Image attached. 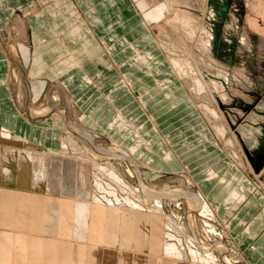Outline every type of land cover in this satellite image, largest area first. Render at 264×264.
Returning <instances> with one entry per match:
<instances>
[{
  "label": "rangeland",
  "instance_id": "obj_1",
  "mask_svg": "<svg viewBox=\"0 0 264 264\" xmlns=\"http://www.w3.org/2000/svg\"><path fill=\"white\" fill-rule=\"evenodd\" d=\"M90 1L92 0H75L77 5L83 6L86 2H89L88 5L91 7H101L104 0H95V2L92 3ZM111 1L116 0H106L103 6ZM220 1L222 3L218 0H180L178 4H171L170 0H163L162 2L170 7L169 10L172 6L174 7L177 5L175 7V9L179 8L177 11L181 10L179 11L181 13L189 11L194 13L202 21L206 16H204L201 7H203V3L207 2V6L213 11L218 12V15L225 21V24H218L216 21L211 20L210 14L207 16L206 26L211 32L215 33L216 41H212V43L214 42V46L211 54L207 53V55L204 54L203 56L206 61H210V59L214 61L206 66L208 72L205 70L212 78L214 75L212 76L211 72H217L218 69L220 71L230 70L229 74L231 75L233 71H236L244 73V75L258 87L257 90L250 92L244 90V88L238 86L236 83L233 85L227 84L221 77L220 80L216 79L218 83L222 82L225 84L226 93L230 98V102H224L216 92H214V98L219 105H217L218 109L221 110L220 112L225 116L224 119L225 122L227 121L229 134L235 136L239 143V148L236 150L244 166L241 165V163L238 164L237 159H234L228 150V148H232L227 142L229 135L218 136L215 133L212 124H210L199 109L201 104L199 101L192 98V91L187 89L181 77L176 74L174 66L170 62L167 54L164 53V49L160 46V42L166 39L164 34L170 30V26L166 22V17H163L164 14L159 16L160 18H157V14L151 15V7L150 9L148 8V10L137 0H132L147 27L143 25V28L138 31L133 29L130 32H126L124 37L116 40L119 45L109 51L114 54L120 49L133 46L137 54L141 52L148 56L147 48L154 39L157 43V50L154 52L151 50V74L140 72L132 77L133 80H136L135 83L137 84V88L134 92L123 85L121 91L118 89L117 95L114 92L116 85L115 79L109 78V82L105 83L102 88L101 97L99 96L100 99H109V102L107 101L109 110L106 112L104 111L103 107L105 108L106 105H104L103 99L99 102L92 101V105H87L89 107L87 110L88 113L95 109L97 113L103 114L101 118L105 122L104 124L108 123V126L106 131L102 132L95 131V133H93V131L82 124L84 120L83 114L76 106L74 108L73 105L69 104L64 93H62V95L60 94V96L54 95V97L50 99L49 105L42 103L41 107L30 105L31 102L28 100L26 88L30 87L29 80H31V78H29V74H31V70L28 69L27 71L22 67V63L18 58V49L14 45L18 39L24 41L23 39L27 36V32L19 31L14 25H12V29L4 30L3 35L0 32V50L6 53L8 59V62L4 60L8 63L7 67V64L2 60L4 58L3 54H0V89L3 91V87H5L4 83L7 78L6 70L10 69L13 75V81L11 78L9 79V89L14 91V95L18 97L21 91L20 89L22 88L24 94H22L23 100L21 101V105H24L27 101L25 106L28 107L27 105H30V109L22 106V113L19 116L17 114L19 110H16L19 108L18 105H11L9 103L4 105L6 101L4 102L2 99H4L5 96H2L0 99V102H3V104L0 105V126L11 130V132L17 135L16 137H18L21 142H27L35 146H43L45 144V153L61 151V153L57 152V155H51V157L49 156L46 158L49 163L50 176L53 178L52 187H48L46 183H41L42 181L40 182V179L32 175L33 172L31 168L29 171V178L25 179L28 185H30L29 189L20 186H12L7 189V186L1 184L0 189L10 192L18 191L35 196V199L41 203V206L44 205L43 208L46 214L54 219L56 225H58L56 218L59 216V213L65 214L67 218L69 217L68 220L72 225V223L74 224L73 214L68 210L66 205L61 204L62 201L65 202L70 197L67 196L68 194L64 195V192L57 190L59 188H57L56 178L58 176L66 179L67 175V177L70 178L76 173L79 174L90 189L93 188L91 191L95 193H93V196L96 202L107 208L119 210L121 216L131 220L136 227L140 228L148 236H154L160 240L162 239L161 241L164 243L174 245L179 251L181 250L184 254L181 257L182 264H195L191 253L192 250L202 255V257L214 255L213 257L215 260L213 261L217 264H264V221L254 220L253 213L256 211L254 202L243 204V202L236 203L233 200L236 213L230 222H225L221 219L233 205L229 206L213 203V206L210 202L213 197L211 196L212 199L209 198V201L205 194L208 193L209 195L211 193L209 187H214L213 196L216 198V201H220L219 203L226 202V194L230 191L227 188L229 187L228 183H217V181L206 183L209 180L202 181L200 176H197L198 170L200 172L203 171L202 169L207 171L211 167L220 170L219 172L221 174H229L227 170L229 166H227L226 163L208 165V162L210 163L214 160L218 162L221 158L224 159L221 163H223L225 159L228 160L225 158V155L220 154L221 149L226 152L232 162L245 173V175L242 174L243 180L237 190L242 192L246 186L252 182L257 190H260L259 194H264V169L262 170L264 167V160L258 162L256 168L254 167L253 169L250 167V163L248 162L249 159L244 152V147L249 149L256 162L261 158L257 156L258 153L261 155L264 153V150H262L264 147V130L262 132L260 130L261 127H264V0ZM33 4L34 2L27 6L28 10H31V5ZM87 11L89 12L90 10ZM244 12L248 13L247 19ZM148 13L156 17L152 18ZM252 14L254 16H256L255 14H261V18H254L255 20L250 22L248 20L251 19ZM42 16L43 13L39 12L37 8L34 11L32 9V12H28L26 18L32 23L34 18ZM91 17L96 23L95 19L98 17ZM232 18H234L236 24L235 22L234 24L231 22ZM25 22L27 25L26 20ZM43 22H45V18ZM35 24L39 25L38 23ZM96 25L97 28H99L97 32L101 37H106L115 30L112 25L108 28L99 27L100 25L97 23ZM146 29L151 32L149 31L148 33ZM3 37L6 43H4ZM246 42L248 43L246 44ZM10 44L13 46H10ZM125 52L130 55L128 51ZM194 53L195 59L199 61L201 59L200 50ZM178 54H180V52H176L172 56L178 61H183L184 55L181 53V57ZM129 55L125 56L128 57ZM163 55H165L168 63L172 67V70H169V72L165 71L162 73L166 69L163 64L167 63L162 61ZM188 62L190 64H195L193 60L188 59ZM210 64H212L213 68ZM243 64L246 65L247 68H243ZM209 70H211V72H209ZM16 80L18 84L15 83ZM32 86L33 85H31L30 88H32ZM57 88L62 91L58 85ZM201 94L205 97V92ZM55 98L57 101L54 100ZM6 100L9 101L8 98ZM203 101L207 102L205 99H203ZM115 102H117L118 105H116ZM114 105L120 107V111L124 116V122L120 120V128L119 124L114 126L113 123H110L112 118L118 121V117L115 115L116 110L114 109ZM141 105H147L148 108L143 110ZM176 105H184V111H187L186 105H188L187 112H190L193 107L199 110L200 114H202L205 119V123L202 124V127L205 125L206 131L208 132L209 129L207 125L211 126L220 149H218L217 146L213 149L208 146L212 138L200 134L195 135L186 133L183 132V130L180 131V129L171 131L173 137H171L170 143L168 142L169 144L166 143L168 149L162 146L161 139L151 137V125L149 124L151 121V108H155L152 110V113H155L156 118L160 119V108L171 107L172 109L173 106ZM32 110L36 112L40 111L42 114L39 117H42L43 120L49 121L52 119V121L56 123L46 122L43 126H34L37 123H33L27 119V115L31 118L34 117L31 116L34 114ZM17 115L20 119H17ZM79 117H82V120H80ZM24 120L33 126L27 123L24 124ZM76 124L80 125L81 130L75 129ZM194 125L195 124L190 123L189 127H193ZM14 130H17V132H14ZM119 130L122 140L114 141L112 138H117V136H119ZM251 131H253L252 134ZM70 134L74 138V141L71 139ZM254 136L255 138H252ZM82 140L85 142L83 143ZM255 142L256 145L254 144ZM252 145H254L252 148L253 150H251ZM256 146L258 148L260 147V149H254L257 148ZM133 147H135L136 151L132 149ZM153 148L156 153H152ZM89 149L95 151L97 154L99 151L100 153L98 156H95ZM202 149L205 158L198 157L191 159L189 157L193 153L201 154L203 152ZM169 151L170 153H168ZM209 151H213L212 154L209 153L206 155L205 153ZM252 151L255 152L257 158ZM151 153L153 155H151ZM216 153L217 155H215ZM16 155L24 156V152L16 153ZM102 155H104L103 158ZM168 155L171 156V160L169 163H165L166 159H168ZM183 155H186L188 161L192 160L194 165L188 167L181 164L182 168L179 160ZM202 161H204L203 164L195 165V162L198 163ZM56 165L60 166L63 172L57 170ZM104 167L106 170L102 169ZM261 170L262 172L260 174H256ZM54 173L56 177H54ZM112 175L113 177L111 178ZM215 178H217V176ZM238 179L239 176L237 175L236 181ZM76 189H78V187L75 185H72L70 188V193L74 191L73 200L77 199L83 202L81 193ZM166 194L169 196H166ZM174 196H176V198H174ZM151 197L153 198L151 199ZM251 197L254 198L253 195ZM51 199L53 202H50ZM250 201L254 200L252 199ZM158 202L159 204H157ZM204 203L210 204L207 205H209L213 211L211 217H205V215L201 213L202 210H204ZM216 210H218L219 215ZM208 222L214 227L216 235L209 233L210 230L207 228V224L205 225V223ZM250 226L252 229L247 231V228H250ZM58 229L61 230V237L68 238L63 231L65 229H62V227H58ZM85 232L88 233L87 230H85ZM92 237L95 238L94 236ZM94 247L96 248V252L94 251L95 253L90 250H86V252L89 255L91 254L90 256L96 257L98 260L114 264H132L130 259L121 254L119 248H109L98 240H96ZM198 262L207 264L206 261L198 260Z\"/></svg>",
  "mask_w": 264,
  "mask_h": 264
},
{
  "label": "bare ground",
  "instance_id": "obj_2",
  "mask_svg": "<svg viewBox=\"0 0 264 264\" xmlns=\"http://www.w3.org/2000/svg\"><path fill=\"white\" fill-rule=\"evenodd\" d=\"M137 1L146 9H150L151 7V15L157 14V18H160L159 16L164 14L163 17H166V22L170 26V30L164 34L166 39L162 41L159 40L161 41L160 46L164 49V53L167 54L170 62L174 66L176 74L181 77L187 89L192 91V98L199 101L201 104L199 109L210 124H212L215 133L218 136L229 135L227 142L232 148H228V150L231 156L237 159L238 164L241 163V165H243L236 150L239 148V143L235 136L229 134L227 121L225 122L224 114H222V112H220L221 110L217 107L218 104L214 98V92L218 93L226 103L228 101L230 102V98L226 93L225 84L222 82L218 83L216 79L220 80L221 77L227 84L233 85L236 83L238 86L244 88V90L250 92L257 90L258 87L252 83L244 73L236 71H233L231 75L229 74L230 70L220 71L218 69L217 72H211V70H209L211 75L215 77L212 78L207 73L208 71L206 69L208 68L206 66L214 61H211V59L210 61H206L203 56L204 54L207 55V53L211 54L214 46V42L212 43V41H216L215 33L211 32L206 26L207 16L210 14L211 20L217 23L225 24V21L218 15V12L213 11L207 6V2L203 3V7H201L204 16H206L202 21L194 13L189 11L181 13L179 12L181 10L177 11L179 9H175L177 5L174 7L172 6L169 10L170 7L163 3V0ZM170 2L171 4H178L180 0H170ZM151 17L155 18L156 16ZM231 22L234 24V18L231 19ZM198 50H200L201 55L199 61L194 57V52ZM176 52H180V54L182 53L184 55L183 61H178L172 56ZM188 59L193 60L195 64H190ZM210 66L212 67V64H210ZM242 67L247 68L244 64ZM203 92H205V97L201 94ZM203 99L207 102H204ZM54 100L57 101L56 98ZM33 113L36 116H41V112L38 113L33 111ZM75 129L81 130L80 125L76 124ZM71 139L74 141L72 135ZM22 142L14 134L6 132L0 127V184L7 186V189L12 186H20L29 189L30 185H28L25 179L29 178V171L32 168V175L40 179V182L42 181L41 183H46L48 187H52L53 178L50 176L49 163L46 158L49 156L51 157V155H57V152L61 153V151L45 153V148L43 146L37 145V147L30 143ZM22 151L24 152V156L16 155V153L18 154ZM89 151L95 156H98L100 153L99 151L97 154L91 149H89ZM244 151L249 162L251 160L253 161L249 149L244 147ZM103 156L104 155H102V158ZM170 159L171 156L168 155L166 161ZM262 160H264V157L259 158L257 163ZM56 168L63 172L60 166L56 165ZM102 169H105V167ZM263 169L264 167L262 170ZM262 170L259 173H261ZM67 176L66 179L57 176L56 181L57 188H59L57 190L64 192V195L68 194L67 196L70 197L67 201H62L61 204L66 205L68 210L73 214L74 224L72 223V225L68 220L69 217L67 218L63 213H59V216L56 218V221H58V225H56L54 219L46 214L43 208L44 205L41 206V203L35 199V196L18 191L10 192L0 189V264H114L98 260L96 257L90 256L91 254L89 255L86 252V250L96 252V248L94 247L96 240L109 248H119L121 254L130 259L132 264H182L181 257L184 254L181 250L179 251L174 245L164 243L161 241L162 239L160 240L154 236H148L140 228L136 227L131 220L121 216L119 210L107 208L96 202L93 196L94 192L92 193L91 191L93 188L90 189L79 174L75 173V175L70 178ZM54 177H56L55 173ZM112 177L113 175L111 178ZM117 178L120 179L119 177ZM70 184L71 186L75 185L78 187L76 190L81 193L83 202L77 199L73 200L74 191L70 193ZM167 195L168 194H166V196ZM152 198L153 197H151V199ZM174 198H176V196H174ZM50 202H53V200L51 199ZM157 204H159V202ZM207 204H203L204 210H202L201 213L205 215V217H211L213 211L209 206L210 204ZM206 224L208 226L207 228L210 230L209 233L216 235L214 227L209 224V222L205 223V225ZM58 227L65 229L63 231L68 238L61 237V230H59L60 228L58 229ZM85 230H87L88 233H86ZM191 253L195 264H204V262H198V260L206 261L207 264H217L213 261L215 260L213 257L214 255L202 257V255L193 250Z\"/></svg>",
  "mask_w": 264,
  "mask_h": 264
},
{
  "label": "crops",
  "instance_id": "obj_3",
  "mask_svg": "<svg viewBox=\"0 0 264 264\" xmlns=\"http://www.w3.org/2000/svg\"><path fill=\"white\" fill-rule=\"evenodd\" d=\"M105 1L106 0L102 2L101 7H91L88 5L89 2H86L83 6H80L76 4L75 0H0L1 34L3 35L4 30L12 29V25H14V27L19 29L21 32H27V36L23 39L24 41L18 39L14 45L18 49V58L22 63V67L27 71L28 69L31 70V74H29V78H31V80L29 81L30 87L31 85L33 86L32 88H26L28 92V100L31 102L30 105H37L36 107H41V103L49 105L50 99H52L54 95L60 96V94L62 95V93H64L69 101V104L73 105L74 108L76 106L83 114L84 120L82 121V124L93 131V133H95V131H106L108 123L104 124L105 122L101 118L103 114L97 113V110L94 109L92 112L88 113L87 110L89 107L87 105H92V101L99 102L101 99H103L104 105H106L105 108L103 107L104 111L106 112L109 110L107 106V101L109 102V99L99 98V96L101 97L102 95V88L105 83L109 82V78L115 79L116 85L114 92L116 94L118 93V89L119 91L123 89V85H125L130 91L134 92L137 88V84L135 83L136 80H133L132 77L136 76L140 72H147L148 74H151V50L152 52L157 50V43L154 39L151 45L147 48L148 56L147 54L145 55L141 52L137 54L133 46L126 49H120L117 53L112 54L109 50L119 45L116 40L124 37L126 32H130L133 29L138 31L143 28V25L145 27L147 26L144 24L143 18L137 10V7L133 4L132 0L111 1L107 5L103 6ZM218 1L221 2L220 0ZM32 2H34V4L31 5V10H28L27 6H29ZM90 2H95V0ZM37 8L39 12L43 13V16L34 18V21L31 23L26 18V15L28 12H32V9L34 11ZM87 10L90 11L88 12ZM244 13L247 19L248 13ZM255 15L256 16L252 14L251 19L248 21L252 22V20H255L254 18H259L261 16V14ZM91 16L98 17L95 20L96 23L100 25L99 27L108 28L112 25L115 30L109 33L106 37H101L97 32L99 28H97V25ZM42 18L43 20L45 18V22H43ZM24 19L27 21V25ZM35 23H38L39 25H36ZM148 29L146 30L149 33L150 30L148 31ZM2 39L4 43H6L4 37ZM247 43L248 42H246V44ZM10 46L13 45L10 44ZM125 51H128L130 55ZM0 54H3L4 56L2 59L3 62L6 63V60L8 62L6 53L0 50ZM125 55H129V58ZM162 57V61L167 62L163 64L165 65L166 69L162 73L165 71L169 72V70H172V67L168 63L165 55ZM6 64L8 67V63ZM6 72L7 78L4 83L5 87H3V91L0 89V99L2 96H5V98L2 99L4 102L6 101L4 105L7 103L11 105H18L19 108L15 109L19 110L17 114L20 116L22 113V106L30 109V105H27L28 107L25 106L28 101L25 102L24 105H21V101L23 100L22 94L24 93L20 88V99L14 95V91L9 89L8 85L10 84H8V82L13 76L10 69H7ZM15 83L18 84V81L16 80ZM57 85L62 91L57 88ZM16 87L17 86L15 85V88ZM7 98L9 101L6 100ZM2 104L3 102H0V105ZM115 104L118 105L117 102H115ZM116 105H114V109L116 110L115 115L118 117V121L112 118L110 123H113L114 126L119 124L120 128V120L124 122V116L120 111V107H117ZM141 107L143 110L148 108L147 105H141ZM154 109L155 108H151V121L149 123L151 125V137H157L161 139V144L165 148L168 149L166 143H170V139L173 137L171 131L180 129V131L183 130V132L186 133L208 136L212 138V141H209L210 143L208 146L212 149L217 146V148L220 149L219 145L217 144V138L211 126L207 125L209 129L208 132L206 131L207 129L205 128V125L202 127V124L205 123V119L203 118V115L200 114V111L194 107L191 108L192 110L190 112H187L188 105H186L187 111H184V105H176L173 106L172 109L171 107L160 108V119H157L155 113H152V110ZM18 115L17 119H20ZM31 116H34V114ZM79 118L82 120V117ZM27 119L33 123H37L34 126H43L46 122L56 123L55 121H52V119L47 121L36 115L32 118L27 115ZM23 122L24 124L27 123L31 125L25 120ZM190 123L195 125L193 127H189ZM4 129L5 128H3V130ZM260 130L262 132L264 127H261ZM4 131L14 134L9 129H5ZM14 132H17V130H14ZM118 133L119 136H117V138H112L114 141L122 140L120 136V130ZM252 133L253 131H251V134ZM14 135L17 136L16 134ZM252 138H255V136ZM254 144L256 145V142ZM43 147H46L45 144ZM253 147L254 145H252L251 150H253ZM132 149L136 150L135 147ZM254 149L259 150L260 147ZM262 150H264V147ZM212 152L213 151H209L205 154H212ZM252 152L254 153V156H256L255 152ZM152 153H156L154 148ZM152 153L151 155H153ZM168 153H170V151ZM193 154L189 156L191 159L198 157L205 158L204 151L201 154ZM220 154L225 155V158L228 160L225 159V161L221 163L224 160L221 158L218 162H216V160L210 163L208 162V165L210 166L214 165L215 163H226L227 166H229V169H227L229 172L228 175L221 174L219 172L220 170H217L215 167H211L207 171L204 169H202V172L199 170L197 171V176H200L202 181L209 180L206 183L217 181V183H228L229 185L227 188L230 191L226 194L227 201L223 203H219L220 201L217 202L216 198L213 196L215 190L214 187H209L211 190L209 195L208 193L205 194L204 192L208 200L209 198L212 199L213 197L212 201L209 200L213 206V203H217L219 205H233L226 212V215L220 219L225 222H230L234 218L236 213V209L234 207L235 201L236 203L243 202V204L254 202V207L256 208L255 213H253L254 220L261 222L264 221V194L260 195V190L258 191L252 182H250L242 192H239L237 189L239 188L245 173L232 162L226 152L220 149ZM215 155H217V153ZM257 156L264 157V153H262V155L258 153ZM170 160L166 161L165 163H169ZM179 163L181 167L182 165L188 167L194 165L192 160L188 161L186 159V155H183V157L180 158ZM203 163L204 161L198 163L195 162V165H200ZM249 163L250 167L253 169L257 164L254 159ZM237 175L239 176V179L236 181ZM216 176L217 178H215ZM252 195L254 198L251 197ZM252 199L254 201H250ZM216 211L219 215L218 210ZM251 229L252 227L250 226V228H247V231H250Z\"/></svg>",
  "mask_w": 264,
  "mask_h": 264
},
{
  "label": "water",
  "instance_id": "obj_4",
  "mask_svg": "<svg viewBox=\"0 0 264 264\" xmlns=\"http://www.w3.org/2000/svg\"><path fill=\"white\" fill-rule=\"evenodd\" d=\"M257 164H258V163H257ZM257 164H256V165H257ZM256 165H255V167H256Z\"/></svg>",
  "mask_w": 264,
  "mask_h": 264
}]
</instances>
